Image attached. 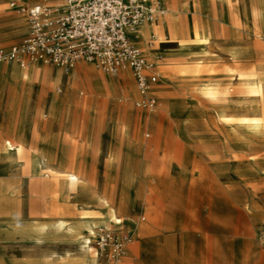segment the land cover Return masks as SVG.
<instances>
[{
  "label": "rangeland",
  "instance_id": "rangeland-1",
  "mask_svg": "<svg viewBox=\"0 0 264 264\" xmlns=\"http://www.w3.org/2000/svg\"><path fill=\"white\" fill-rule=\"evenodd\" d=\"M159 1L179 24L171 37L159 27L158 41L136 40L156 66L152 110L135 105L128 76L91 61L67 70L0 63V138L22 140L30 151L25 160L0 149V264L76 258L82 237L96 264H264V0ZM27 30L23 13L0 0V49ZM13 63L22 72L46 68L35 82L60 70L48 93L66 99L51 107L36 85L19 90ZM97 82L104 92L112 82L115 95L88 109L84 98ZM47 157L55 169L78 171L80 181L60 187L50 170L39 172ZM102 231L123 240L118 255L96 246Z\"/></svg>",
  "mask_w": 264,
  "mask_h": 264
},
{
  "label": "built area",
  "instance_id": "built-area-1",
  "mask_svg": "<svg viewBox=\"0 0 264 264\" xmlns=\"http://www.w3.org/2000/svg\"><path fill=\"white\" fill-rule=\"evenodd\" d=\"M57 1L61 7L54 12ZM10 6L23 13L28 30L21 41L0 49V63L40 61L67 70L85 60L114 76L129 69L138 93L135 105L148 110L156 107L151 94L158 77L155 62L131 35L143 22L163 14L159 0H36L30 4L10 0ZM98 237V248L108 246L112 255L121 252L123 240L114 239L109 231L99 232Z\"/></svg>",
  "mask_w": 264,
  "mask_h": 264
},
{
  "label": "bare ground",
  "instance_id": "bare-ground-1",
  "mask_svg": "<svg viewBox=\"0 0 264 264\" xmlns=\"http://www.w3.org/2000/svg\"><path fill=\"white\" fill-rule=\"evenodd\" d=\"M60 7H61V2L60 1L55 2L53 11L54 12L58 11ZM168 13H169L168 11L164 10L163 14L159 16L160 24L156 25L155 23H151L152 26L149 28L147 27L145 29H142V28L139 29L141 27L140 26L138 28L139 30L136 33L137 39L145 41L147 35H150L151 37L155 38L156 41H158L159 40L157 37L158 31L156 30V27H160L161 34L163 37H166V36L171 37L169 33H171L174 30V28L179 24L178 23L179 21L177 19L178 17H176L175 14L171 15ZM144 23L146 22H143L141 25H143ZM194 32L197 35H202L196 29H194ZM36 62H40V61H36ZM9 69H10V74L12 76H18L17 74H20V80H19V85H18L19 90L24 87H28L31 90L34 88V85H36L37 86V97L44 103L49 100V104L51 107L53 104L60 103L66 99L67 97L66 95L61 96L53 92H51V94L48 93V90H52V85L58 82L60 79H62V72L60 70H54L51 73L50 81L47 83L45 80L44 81L38 80L37 82H35L34 80L35 77L43 78L42 75L47 71V69L41 65L29 66L27 69L28 70L27 72H22V64L13 63V65ZM128 84L129 82L124 81L123 86H128ZM107 85L109 88L107 89V92L106 91L104 92L103 87L98 82L95 83V85L93 84V86L90 87L91 94L87 98H84L86 101V105L88 106V109L94 104L95 101H100L101 103H105L111 96L115 95V88L112 82H108ZM56 89L57 91L60 90L57 87ZM209 94L212 95L210 91H209ZM43 109L44 107L39 108V110H37V115L39 116V118H43V116L46 117L47 115L46 113L43 112ZM251 120L254 122H259L257 118H251ZM37 139H40V138L38 137ZM0 149L2 150L4 156H9L12 153H14L17 159H25V160H27V157L30 152L26 142L22 140L13 141L10 137L0 138ZM49 161H50L49 157H47L46 159L44 158L40 159L38 163L39 172L43 173V169L50 170L52 178L56 179L60 187H62L63 185H67V186L74 185L78 183V181H80L81 175L78 171L55 169L50 166ZM105 206H107V211L109 213L108 218H110V220H113L116 223L120 222V219L117 217L112 207L108 206V204H105ZM61 222L62 221H60V223ZM88 230L90 234L94 233L92 228L88 227ZM89 243H90V240L88 237H82L79 242L80 247L82 248L83 253H84L82 256H79L76 258H70L68 253H66L65 256L58 255L57 258L54 259L53 264H75V261L79 259H82V261H85L86 264H96V260H95L96 252L91 251L92 247L89 245Z\"/></svg>",
  "mask_w": 264,
  "mask_h": 264
},
{
  "label": "crops",
  "instance_id": "crops-1",
  "mask_svg": "<svg viewBox=\"0 0 264 264\" xmlns=\"http://www.w3.org/2000/svg\"><path fill=\"white\" fill-rule=\"evenodd\" d=\"M148 1V0H147ZM57 2H59V1H57ZM148 2H150V1H148ZM164 6V5H163ZM164 10L165 11H167V9H166V7L164 6ZM158 19H159V17H158ZM160 20V19H159ZM17 21L21 24V26L23 25L22 23H23V21L22 20H20V19H17ZM146 23H148V22H146ZM150 23H155V21H153V22H150ZM156 25H157V23H155ZM141 26V25H140ZM139 26V27H140ZM138 27V28H139ZM158 29H159V27H156V30L158 31ZM138 30V29H137ZM136 33H137V31L135 32V33H133L132 35H131V40L135 43V44H137L136 42V40H137V36H136ZM148 36H150V35H147V37ZM145 54V53H144ZM149 58V57H148ZM151 59V58H150ZM1 70V69H0ZM116 77L117 76H119L120 78H123V79H125L126 77L125 76H128L131 80H132V82L134 83V78H133V76H132V74H131V72H130V70L129 69H121L120 71H119V73L117 74V75H115ZM125 82H126V80H125ZM124 83V82H123ZM123 86V85H122Z\"/></svg>",
  "mask_w": 264,
  "mask_h": 264
}]
</instances>
